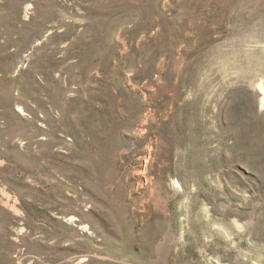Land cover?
I'll use <instances>...</instances> for the list:
<instances>
[{"label":"rangeland","instance_id":"rangeland-1","mask_svg":"<svg viewBox=\"0 0 264 264\" xmlns=\"http://www.w3.org/2000/svg\"><path fill=\"white\" fill-rule=\"evenodd\" d=\"M264 0H0V264H264Z\"/></svg>","mask_w":264,"mask_h":264},{"label":"bare ground","instance_id":"bare-ground-1","mask_svg":"<svg viewBox=\"0 0 264 264\" xmlns=\"http://www.w3.org/2000/svg\"><path fill=\"white\" fill-rule=\"evenodd\" d=\"M264 99V98H263Z\"/></svg>","mask_w":264,"mask_h":264}]
</instances>
